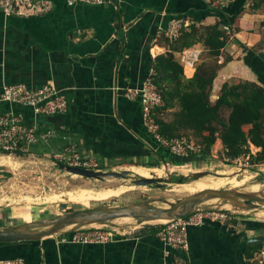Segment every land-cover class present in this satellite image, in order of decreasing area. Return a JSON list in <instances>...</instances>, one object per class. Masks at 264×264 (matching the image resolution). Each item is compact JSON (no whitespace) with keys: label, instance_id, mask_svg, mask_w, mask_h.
Returning a JSON list of instances; mask_svg holds the SVG:
<instances>
[{"label":"crops","instance_id":"0c3cea01","mask_svg":"<svg viewBox=\"0 0 264 264\" xmlns=\"http://www.w3.org/2000/svg\"><path fill=\"white\" fill-rule=\"evenodd\" d=\"M48 1L53 5L49 13L6 18L0 12V95L3 86L18 83L32 88L51 84L62 91L68 110L42 120V125L65 134L80 155L93 157L102 169L155 168L144 165L157 158L159 147L147 137L140 103L126 99L123 92L139 87L153 71L154 58L170 51L171 41L164 32L172 21L213 25L222 21L221 16L231 19L234 6L243 4L237 17L241 27L233 28L217 59L219 64L227 57L232 61L218 71L212 100L228 80L263 84L264 45L255 47L262 41L264 27L257 28L264 21V5L252 9V0H113L105 6ZM187 50L200 53L198 65L207 63L202 59L207 50L201 43ZM180 53L174 57L184 77L190 79L196 68L184 66ZM8 107L0 102V112ZM176 110L167 111L164 120L169 121ZM60 142L35 146L29 156L49 158L52 150L61 149ZM3 173L0 168V185ZM16 219L6 204L0 205V230L16 226ZM246 222L189 227L187 251L169 247L157 231L140 228L118 232L106 243L72 244L66 241L71 233L67 232L38 242L0 244V260L21 258L24 264H248L244 243L264 236V230H244Z\"/></svg>","mask_w":264,"mask_h":264},{"label":"trees","instance_id":"16d2710c","mask_svg":"<svg viewBox=\"0 0 264 264\" xmlns=\"http://www.w3.org/2000/svg\"><path fill=\"white\" fill-rule=\"evenodd\" d=\"M240 1L245 3L247 0ZM237 5L232 10L231 19L221 16L224 23L221 21L207 26L188 24L179 37L169 44L170 51L154 58L151 78L163 100V105L156 109L155 114L159 133L162 137L173 140L182 139L183 133L189 132L195 139L194 145L199 146V151L190 150L187 156L180 157L159 148L157 158L144 166L159 167L168 160L173 165H181L208 159L230 165L240 157L247 159L250 165L264 164V67L261 73L262 85L241 79L228 80L221 85L217 98L212 100L213 83L218 71L232 61L230 57L225 58L222 64L217 60L229 39L222 26L226 25L231 31L235 26V30L241 27L237 17L244 9L243 4ZM262 5L264 0H252V9H258ZM198 43L216 61L213 64L198 65L193 77L186 79L183 67L176 61L174 53L190 49ZM237 43L244 52L248 51L245 46ZM174 108L177 110L172 113V118L164 120L163 115ZM223 112H227L225 119ZM251 146L257 149L255 153L251 152ZM3 177L8 178L10 174H3ZM226 223L236 226L239 222L233 218ZM212 224L220 223L206 221L202 226ZM149 229L153 233L159 232L162 225ZM244 230H264V223L248 221L244 223ZM263 247L264 242H246L245 256L249 259Z\"/></svg>","mask_w":264,"mask_h":264},{"label":"built area","instance_id":"2783aa9c","mask_svg":"<svg viewBox=\"0 0 264 264\" xmlns=\"http://www.w3.org/2000/svg\"><path fill=\"white\" fill-rule=\"evenodd\" d=\"M113 0H67L69 6L82 3L93 6H105L112 4ZM53 5L48 0H0V12L6 17L31 16L49 13ZM188 24L184 20L172 21L164 35L171 42L175 41L182 29ZM226 35L230 37L231 30L224 27ZM198 51L185 50L180 53V61L183 65H189L193 70L199 57ZM146 78L139 87L127 88L123 97L131 101H138L141 105V116L144 130L153 143L159 148L167 150L174 156H187L188 151H199V146L182 139L169 140L159 133V124L156 122V109L163 105L162 96L157 86L152 81L151 75ZM0 102L9 107L0 112V154L14 156H29L35 146L51 147L53 140H61L59 150H52L49 158L55 165L77 168L82 170L99 172L103 171L101 164L93 157H83L78 152L77 146L72 143L65 134L55 127L43 126L42 120L61 115L68 110L66 95L51 84L39 87H30L23 83L5 85L2 88ZM43 124V125H42ZM247 159L240 157L232 163ZM232 216L219 211L195 213L191 216L166 222L158 232V237L169 247L188 250L187 229L200 227L206 221L220 224L232 220ZM115 235L112 231L100 229L75 230L70 233L69 241L72 244L106 243ZM0 264H24L23 259L0 260ZM248 264H264V247L255 252L248 259Z\"/></svg>","mask_w":264,"mask_h":264},{"label":"rangeland","instance_id":"374dc122","mask_svg":"<svg viewBox=\"0 0 264 264\" xmlns=\"http://www.w3.org/2000/svg\"><path fill=\"white\" fill-rule=\"evenodd\" d=\"M262 10L264 11V7ZM263 25L264 21L261 22L260 28L257 29H261L264 27ZM261 32L262 41L255 48H261L264 45V28ZM202 56L203 60L206 59L207 64H213L216 61L214 58L208 60L207 57L209 56L207 53L202 54ZM197 66L198 64L196 63L195 68ZM226 116L227 112H223L224 119ZM166 117H168V115ZM183 135L184 140L194 144L195 139L192 137L191 133L184 132ZM256 151L257 150L251 146V152L255 153ZM5 157H8V155L0 158V168L4 170L3 174L9 173L10 177L3 178V183L0 185V205L6 204L9 208V212H15L17 214L19 219L14 220V223H18L15 225H19L22 222L50 219L55 216L79 210L122 207L141 202H151L152 205L156 207H167L165 202L174 203L182 197L199 192L194 184L197 181L205 180L206 178L233 179L232 176L234 175L235 180H244L243 184L236 187L232 186L231 183L225 184L220 190L232 188L242 192L264 193V164H249L248 166H244L243 160L230 165L211 159L204 162L185 163L181 165H173L170 160L164 161L159 167H156V170L152 175L148 176L162 178L167 181L162 187L157 188L154 185H135L134 180H137L139 176L130 169L127 170L128 175L125 178L108 177L102 180L85 179L60 169L59 165H55L52 160L47 157H18L10 155V161ZM123 170L124 169H113L112 171L121 172ZM181 185H189L187 187H189L190 190L188 192L184 191L181 189ZM118 188H122L124 192L118 196H112L103 200L66 202L53 201L50 199L54 194L73 192L80 189H87L96 192L105 189ZM199 208H212V210L219 209L221 212L227 213L229 216L235 218L238 222L255 220V222L259 221L264 223V217L258 215L257 211H234L231 209L215 207L211 202L205 203ZM212 210L203 212H210ZM160 225L161 222L138 223L136 220L125 218L104 225H94L76 230L100 229L103 231H112L116 236L120 234L118 232L124 233L120 228L122 226L131 227L129 231H132L140 228H154V226L158 227ZM114 226H118L119 229H115Z\"/></svg>","mask_w":264,"mask_h":264},{"label":"water","instance_id":"95a60500","mask_svg":"<svg viewBox=\"0 0 264 264\" xmlns=\"http://www.w3.org/2000/svg\"><path fill=\"white\" fill-rule=\"evenodd\" d=\"M60 169L85 179L102 180L108 177L125 178L128 175L127 170L115 172L104 169L103 171L94 172L64 166H60ZM166 182L167 181L162 178L139 177L137 180H134V184L137 186L154 185L157 188L162 187ZM214 200H218L224 204H230L233 208L246 212L264 209L263 192H242L232 188L226 190L205 189L182 197L174 203L165 202L167 207H156L153 206L151 202H141L122 207L79 210L55 216L50 219L25 222L0 230V244L38 242L45 238L73 232L79 228L104 225L125 218L136 220L138 223L169 222L191 216L198 212L212 210V208L200 209L199 207ZM217 210L219 209L212 211ZM114 228L117 229L119 227L114 226ZM247 242H264V236L250 238Z\"/></svg>","mask_w":264,"mask_h":264},{"label":"bare ground","instance_id":"6f19581e","mask_svg":"<svg viewBox=\"0 0 264 264\" xmlns=\"http://www.w3.org/2000/svg\"><path fill=\"white\" fill-rule=\"evenodd\" d=\"M189 66V65H188ZM255 147V146H254ZM3 157V156H0ZM10 161V157H5ZM130 170L134 172L136 175L142 178H156V177H148L154 173L156 170L155 168H144V167H131ZM233 179L230 178H218V179H213V178H206L205 180L197 181L194 186L197 190H205V189H221V187H224L225 184L231 183L232 186H240L243 184L244 180L237 181L235 180V176H232ZM170 179V178H169ZM190 185V184H189ZM189 185H181V189L184 191L188 192L190 190ZM175 186V185H174ZM180 191V190H179ZM124 191L122 188L118 189H105V190H100V191H92V190H87V189H80L77 191H71L67 193H61V194H54L50 197L51 200L53 201H72V202H85V201H90V200H103V199H108L109 197L112 196H118L122 194ZM211 204L215 205L216 207L219 208H226V209H231L234 211H242L237 208H233L230 204H224L221 203L218 200H214L211 202ZM258 215L261 217H264V209L258 210L257 211ZM256 213V214H257ZM161 224L166 223L167 221H160ZM123 232L129 231L131 227H120ZM119 229V228H118Z\"/></svg>","mask_w":264,"mask_h":264}]
</instances>
